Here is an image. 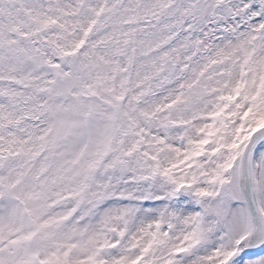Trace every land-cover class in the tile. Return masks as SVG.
I'll return each instance as SVG.
<instances>
[{
    "label": "snow or ice",
    "instance_id": "1",
    "mask_svg": "<svg viewBox=\"0 0 264 264\" xmlns=\"http://www.w3.org/2000/svg\"><path fill=\"white\" fill-rule=\"evenodd\" d=\"M0 264H264V0H0Z\"/></svg>",
    "mask_w": 264,
    "mask_h": 264
}]
</instances>
